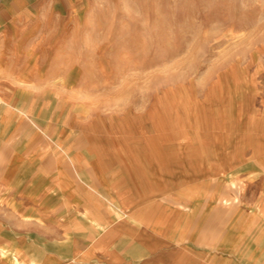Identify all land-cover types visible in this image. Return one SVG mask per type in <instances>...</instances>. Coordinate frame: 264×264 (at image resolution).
<instances>
[{"label": "rangeland", "instance_id": "1", "mask_svg": "<svg viewBox=\"0 0 264 264\" xmlns=\"http://www.w3.org/2000/svg\"><path fill=\"white\" fill-rule=\"evenodd\" d=\"M50 4L35 23L52 94L21 99L84 128L106 165L147 154L157 202L186 218L131 264H264V0Z\"/></svg>", "mask_w": 264, "mask_h": 264}, {"label": "crops", "instance_id": "2", "mask_svg": "<svg viewBox=\"0 0 264 264\" xmlns=\"http://www.w3.org/2000/svg\"><path fill=\"white\" fill-rule=\"evenodd\" d=\"M52 1L0 0V261L131 264L171 241L167 226L186 218L157 202L164 185L154 184L147 154L127 146L106 165L84 151L83 127L69 138L61 119L21 99L52 92L35 23L37 6Z\"/></svg>", "mask_w": 264, "mask_h": 264}, {"label": "bare ground", "instance_id": "3", "mask_svg": "<svg viewBox=\"0 0 264 264\" xmlns=\"http://www.w3.org/2000/svg\"><path fill=\"white\" fill-rule=\"evenodd\" d=\"M1 101V100H0ZM55 108V107H54ZM7 110V109H6ZM10 112H11V110H10ZM10 112H9V114H10ZM7 113H8V111H7ZM3 115V114H2ZM4 117V116H3ZM7 117H8V115H7ZM12 117V116H11ZM14 117V116H13ZM25 117H27V116H25ZM51 117V116H50ZM28 120V119H27ZM11 121V120H10ZM50 121V120H49ZM11 124H12V122H11ZM14 124V123H13ZM2 129V128H1ZM10 130V129H9ZM15 130V129H14ZM12 132V131H11ZM4 133V132H3ZM61 134V133H60ZM48 139V138H47ZM49 142V141H48ZM54 146V145H53ZM61 147V146H60ZM54 151V150H53ZM41 156H43V155H41ZM40 159H42V158H40ZM11 160V159H10ZM13 164H14V162H13ZM46 164V163H45ZM18 165V164H17ZM85 166V165H84ZM83 166V167H84ZM45 167V166H44ZM89 167V166H88ZM81 168V167H80ZM85 168V167H84ZM11 169V168H10ZM82 170V169H81ZM58 172V171H57ZM5 174H6V172H5ZM12 174H13V172H12ZM5 176V175H4ZM11 176V175H10ZM75 176V175H74ZM76 177V176H75ZM5 178V177H4ZM3 178V179H4ZM6 179V178H5ZM2 180V179H1ZM9 181V180H8ZM4 183V182H3ZM54 184V183H53ZM60 188V187H59ZM45 189V188H44ZM58 189V188H57ZM4 192V191H3ZM9 248V247H8ZM10 250V249H9ZM4 251V250H3Z\"/></svg>", "mask_w": 264, "mask_h": 264}]
</instances>
